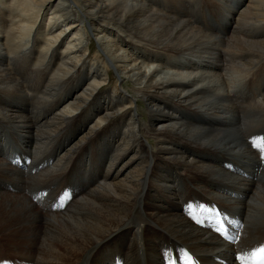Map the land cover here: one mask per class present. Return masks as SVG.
Returning a JSON list of instances; mask_svg holds the SVG:
<instances>
[{
  "label": "bare ground",
  "instance_id": "1",
  "mask_svg": "<svg viewBox=\"0 0 264 264\" xmlns=\"http://www.w3.org/2000/svg\"><path fill=\"white\" fill-rule=\"evenodd\" d=\"M243 118L264 121V0H0V264H234L264 243Z\"/></svg>",
  "mask_w": 264,
  "mask_h": 264
},
{
  "label": "rangeland",
  "instance_id": "2",
  "mask_svg": "<svg viewBox=\"0 0 264 264\" xmlns=\"http://www.w3.org/2000/svg\"><path fill=\"white\" fill-rule=\"evenodd\" d=\"M52 4V7L56 4V1L54 2V3H51ZM210 9V8H209ZM201 13H199V11H198V13L197 14H202V15H197V17H198V20L202 23V25H203V30L205 31V32H210V31H212L213 30V33H215V34H217V29L216 28H214L213 27V25H211L210 23H208V16L209 15H212V14H209V12L207 13L205 10H203V11H200ZM49 16V11H47V12H45L44 13V16H43V18L44 19H47V18H49L48 17ZM194 18H196V16L194 17ZM217 19V18H216ZM218 20V19H217ZM219 21V20H218ZM208 25V26H207ZM211 26V27H210ZM212 30H211V29ZM210 29V30H209ZM97 33H98V31L97 32H91V37H92V40H93V50L94 51H97L98 50V42L97 41H100L101 40V38H102V34H99L98 36H96L97 35ZM105 67L108 69H110V67L108 66V65H106L105 64ZM112 70V69H111ZM112 73H113V70H112ZM130 85V86H129ZM132 84L131 83H127V84H125V83H121V86L119 87V89H121L126 95H130V89L132 88V86H131ZM243 87V86H242ZM241 86H239L238 88H237V92H238V94H239V96H240V94H241V92H242V94H243V90H244V88H242ZM243 98H246V97H243ZM246 100V99H245ZM247 101V100H246ZM137 115L139 116V119H144L145 118V115H146V112L145 111H142V110H138L137 111ZM142 117V118H141ZM243 122H244V124H243ZM246 122V123H245ZM258 122H256L255 124H256V126H255V124L253 125V126H251V123H250V121L247 119L246 120V118H243V121H241V125L243 124V133L245 132V134H249V136H248V142H247V144L250 146V147H252V148H254L255 149V151L258 153V154H260L261 153V159H262V161L261 162H259V163H263V165H264V161H263V158H264V121H263V119L261 120V123H260V125L259 124H257ZM252 127V129H251V131H249L248 133H247V131L248 130H250V128ZM251 132V133H250ZM253 132V133H252ZM250 137H251V139H250ZM262 145V146H261ZM261 149V150H260ZM263 149V150H262ZM13 193V192H12ZM25 195L27 196V197H30V191H26L25 192ZM55 200L56 199H54V200H51V202L52 203H54L55 202ZM16 235H11V237H15ZM144 244H145V242H144ZM14 260H16V259H14ZM12 262V261H11Z\"/></svg>",
  "mask_w": 264,
  "mask_h": 264
},
{
  "label": "snow or ice",
  "instance_id": "3",
  "mask_svg": "<svg viewBox=\"0 0 264 264\" xmlns=\"http://www.w3.org/2000/svg\"><path fill=\"white\" fill-rule=\"evenodd\" d=\"M209 209H210V206H209ZM226 222V221H225ZM242 259V258H241ZM242 264H243V261H242ZM261 264H264V260H262Z\"/></svg>",
  "mask_w": 264,
  "mask_h": 264
}]
</instances>
